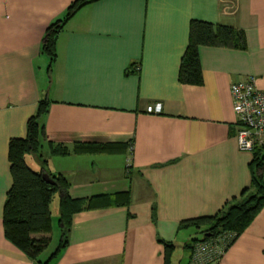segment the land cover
I'll return each mask as SVG.
<instances>
[{"label": "crops", "instance_id": "obj_1", "mask_svg": "<svg viewBox=\"0 0 264 264\" xmlns=\"http://www.w3.org/2000/svg\"><path fill=\"white\" fill-rule=\"evenodd\" d=\"M73 1L0 0V264H40L5 238L2 217L9 142L26 136L44 97L46 142L121 148L53 156L44 143L47 173L67 179L72 199L108 198L72 216L49 264H165L166 243L171 264H191L186 246L201 235L180 223L220 213L251 185L254 153L238 148L230 87L253 76L264 92V0H97L59 33L49 69L45 31ZM191 20L245 36L242 49L198 48L199 85L178 80ZM54 212L58 224V200ZM46 250L41 262L56 251ZM218 264H264V205Z\"/></svg>", "mask_w": 264, "mask_h": 264}, {"label": "trees", "instance_id": "obj_2", "mask_svg": "<svg viewBox=\"0 0 264 264\" xmlns=\"http://www.w3.org/2000/svg\"><path fill=\"white\" fill-rule=\"evenodd\" d=\"M94 1L97 0H74L66 9L64 16L47 27L41 44V53L48 57L49 69L57 56L56 41L59 33L82 7ZM200 46L242 49L245 47V36L241 31H236L226 25L191 20L188 44L178 72L180 83L201 84L202 73L198 56ZM48 106L49 100L46 97L40 99L34 114L27 121L26 136L12 139L9 142L8 159L12 184L6 194L2 217L5 238L31 260L40 264H49L55 259L58 251L67 244L72 216L75 213L86 208L97 207L98 204H108L106 203L108 198L103 196L72 199L68 194V181L60 174L48 173L54 184L44 181L42 173L47 172L46 161L42 159L44 143L48 145L50 155L53 156L68 153H114L121 150L119 146L98 144H75L70 150L61 144L46 142L45 129L41 119L47 113ZM262 149L253 150L252 181L250 187L244 191L242 199L225 207L216 215L198 217L180 223L179 229L192 226L199 229L201 235L199 239L193 240L190 245L186 246L189 249L190 261L194 243L212 239L223 233L233 234L234 241L264 205V156ZM30 156L40 164L39 171L31 169L27 164L26 158ZM55 195L58 196L60 240L55 248L56 251L45 262H41L39 256L47 249L51 240L50 205ZM206 234H210V236L208 237ZM173 248V244H165V264H171Z\"/></svg>", "mask_w": 264, "mask_h": 264}, {"label": "built area", "instance_id": "obj_3", "mask_svg": "<svg viewBox=\"0 0 264 264\" xmlns=\"http://www.w3.org/2000/svg\"><path fill=\"white\" fill-rule=\"evenodd\" d=\"M230 92L237 115L238 148L245 151L264 148V92L257 90L253 76L233 83ZM146 110L150 113L160 112L159 105L148 106ZM233 239V234L223 233L194 243L191 264H218Z\"/></svg>", "mask_w": 264, "mask_h": 264}, {"label": "rangeland", "instance_id": "obj_4", "mask_svg": "<svg viewBox=\"0 0 264 264\" xmlns=\"http://www.w3.org/2000/svg\"><path fill=\"white\" fill-rule=\"evenodd\" d=\"M27 164L29 165V167L31 169H33V170L35 169V168L32 167L31 163L28 162ZM57 200H58L57 195H55L53 197L52 203L50 205L51 213H53V217L54 218H53L52 233L50 234L51 242H50V244H49V246H48V248L46 250L47 253H49L51 250H54L55 249V247L57 245V242H58V240L60 238L59 226L57 224V218H56L55 212H54L55 211V207L57 205Z\"/></svg>", "mask_w": 264, "mask_h": 264}, {"label": "water", "instance_id": "obj_5", "mask_svg": "<svg viewBox=\"0 0 264 264\" xmlns=\"http://www.w3.org/2000/svg\"><path fill=\"white\" fill-rule=\"evenodd\" d=\"M42 178L44 181H46L49 184H54L53 179L50 177V175L47 172L42 173ZM206 236H210V234H206Z\"/></svg>", "mask_w": 264, "mask_h": 264}]
</instances>
